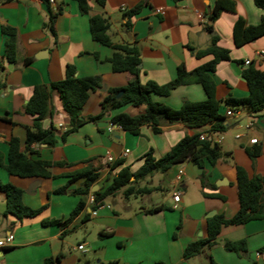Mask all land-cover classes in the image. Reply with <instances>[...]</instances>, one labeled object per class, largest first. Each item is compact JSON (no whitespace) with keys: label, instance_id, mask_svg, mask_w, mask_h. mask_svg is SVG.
<instances>
[{"label":"crops","instance_id":"1","mask_svg":"<svg viewBox=\"0 0 264 264\" xmlns=\"http://www.w3.org/2000/svg\"><path fill=\"white\" fill-rule=\"evenodd\" d=\"M87 1L88 14L81 13L75 0H54L52 6L42 0L0 3V184L20 188L27 207L42 209L36 217L22 221L13 215L5 217L6 196L0 190V239L14 236L12 245L0 250V264H45L50 258L55 264H93L91 254L98 260L95 264H210L211 259L217 264H264V219L223 226L213 247H205L192 259L184 258L188 245L208 237L210 219L222 216L229 220L239 211L237 168L244 169L250 178L264 177V110L255 113L245 107L225 105L229 98L249 96L244 70L254 66L264 72V36L240 48L236 47L234 38L237 20L243 18L248 25H258L264 18V8L257 7L254 0H232L236 4L235 12H222L212 24L213 31H209L208 18L218 0ZM139 6V12L130 20L131 29H126L124 14ZM50 12L55 15V35L48 29ZM96 16L109 21L108 35L114 45L138 47L143 85L149 82L167 85L180 70L191 72L210 62L212 56L199 59L196 53L208 49L214 37L218 38V47L230 51L231 59L221 61L213 74L227 131L203 134L222 139L219 146L228 156L214 165L207 160L201 165L189 161L166 173H156L140 183L142 187L157 190L156 194L144 196L148 205L134 207L129 202L119 203L116 196L108 199L94 215L92 193L103 191L123 168L136 173L150 152L155 159L163 158L185 137L200 131L181 123H163L159 132L152 124H142L138 135L120 129L110 133L107 128L98 127L99 122H110L119 114L137 117L145 113V106L127 104L97 123L85 124L63 140L69 117L59 95L53 92L50 113L43 119L42 127L55 129L56 144L33 145L28 157L64 166L52 167L50 178H20L6 172L3 166L8 163L10 141L18 139L24 150L27 130L34 126V117L27 114L26 105L36 87L49 88L52 83L60 82L69 65L76 68L79 78H97L100 87L90 93L82 113L88 119L101 114L102 103L110 90L130 84V74L113 70L109 61L113 50L93 40L90 20ZM5 28L16 31L15 64L6 58L9 38ZM206 98L202 86L192 84L179 87L166 97L156 95L153 100L178 110L184 101L202 102ZM228 111L236 113L228 117ZM253 139H257V144L250 143ZM247 150H257V158L252 160ZM108 154L114 157L113 162L107 160ZM87 168L96 170L98 178L85 197V209L65 226L44 227V220L69 219L82 199L74 192L86 185L85 178L74 174ZM181 168L184 175L178 182ZM65 187L66 193H56ZM177 190L183 193L180 204L173 199ZM158 192L167 195L160 197ZM157 207L159 211L148 213ZM243 240L247 246L244 254L225 250L227 242ZM79 246H84V250H79Z\"/></svg>","mask_w":264,"mask_h":264},{"label":"trees","instance_id":"2","mask_svg":"<svg viewBox=\"0 0 264 264\" xmlns=\"http://www.w3.org/2000/svg\"><path fill=\"white\" fill-rule=\"evenodd\" d=\"M3 0H0V3ZM49 5V0H42ZM82 14H88L89 5L87 0H75ZM259 8H264V0H254ZM103 4V1H100ZM140 6L124 14L127 20L126 29H131V18L136 15ZM236 4L232 0H218L209 16L207 30L213 31L212 24L216 21L222 12L234 13ZM55 15L50 12V21L48 29L54 34ZM91 35L94 41L100 45L109 47L113 50V56L109 60L115 72H125L132 76L130 84L122 89L110 90L109 95L102 103V112L96 117L84 119L83 109L87 103L90 93L100 87L97 78H79L76 76V68L69 65L66 69L65 78L57 83H52L49 88L38 86L34 94L26 105L27 114L34 117V126L27 130L25 149L22 150L18 139L13 138L9 143L8 163L4 169L11 176L20 178L42 177L50 178L52 167H62L63 163H51L46 161H33L28 157L32 152L33 145H47L53 147L56 144L55 129L44 130L42 127L43 119L50 113V99L53 92H56L61 100L64 111L69 117L65 133L62 139L76 133L81 127L89 122L97 123L113 110L119 109L127 104L135 107L145 106V113L132 117L127 114H119L111 118L110 123L115 127L131 134L138 135L142 124H152L156 131H161L163 123H181L190 129H198L194 136L185 137L172 151L160 159H155L152 152L146 155L143 166L132 173L130 168H123L112 180L109 186L103 191L92 193L94 202L92 211L95 212L105 205L106 201L120 194L126 199L138 196L150 195L155 188L140 186V183L151 178L156 173H166L171 168L192 161L195 164H202L203 160L209 161L214 165L217 161L228 156L222 152L217 144L209 140H201L203 134H223L227 131L225 118L221 115L220 109L222 102L216 97V83L213 74L221 61H229L231 54L229 50L218 47V38L212 39L211 46L203 51H198L196 57L201 59L212 56L213 59L203 66L188 72L182 69L177 74L174 81L167 85L160 86L154 82L143 85L141 77V58L140 51L136 45H114L108 35L110 24L107 19L96 16L90 20ZM4 33L8 36L6 43V58L9 63L17 62L16 31L12 28H5ZM264 36V18L260 24L248 25L246 20L239 18L234 26V38L236 47L244 45ZM243 79L249 88V96L244 99L229 98L225 105L229 108L245 107L251 112H261L264 110V72L250 66L243 72ZM199 84L206 93V100L202 102L184 101L178 110L172 109L166 105L155 102L154 96L166 97L172 91L179 87ZM123 92V95H118ZM252 160H255L259 154L257 150H247ZM1 159V157H0ZM86 179V185L82 189H77L74 194L81 196L78 206L71 212L67 221L62 220H44L42 225L65 226L75 217H77L86 206L85 197L90 194L93 184L98 178V173L92 168H87L78 174ZM72 177V175H69ZM237 186L240 208L237 214L229 220L222 216H217L208 222V237L199 240L187 246L184 251L186 260L199 256L205 247H213L220 235L223 226H240L252 221L264 219V177L250 178L247 172L242 168H237ZM0 190L6 196L7 209L5 217L15 216L22 221L25 218H34L39 215L42 209H32L23 202V191L11 184H0ZM67 188H61L56 191L57 194H64ZM160 207L149 210L148 213L159 211ZM225 250L242 255L247 251L246 241L227 242ZM61 256L58 257L60 259ZM45 264H55V260L50 258ZM116 264V263H110ZM210 264H217L211 259Z\"/></svg>","mask_w":264,"mask_h":264},{"label":"built area","instance_id":"3","mask_svg":"<svg viewBox=\"0 0 264 264\" xmlns=\"http://www.w3.org/2000/svg\"><path fill=\"white\" fill-rule=\"evenodd\" d=\"M54 0H49V4L52 6L54 5ZM161 10H158L157 12H160ZM246 64L248 65L249 62H246ZM235 111H228L227 112V116L228 117H232L235 115ZM60 128H63V125H59ZM108 131L111 133L114 129H120L122 130L120 127H115L113 126L111 123H110V126L107 128ZM201 140H209L211 141L213 144H217L219 145L221 142H222V139H214L213 136L211 137H208L207 135H202L201 137ZM251 144H257V139H253L250 141ZM128 153V151L125 152V155ZM107 160L109 162H113L114 161V157L110 154H108L107 156ZM184 175V169L181 168L179 170V173L177 175V181L180 182L182 180V177ZM182 196H183V193L180 191V190H177L173 193V199H174V202L176 204H180L182 202ZM90 202L91 204H93L94 202V197L92 196L91 199H90ZM94 215L97 214V212H94L93 213ZM13 240H14V236L13 235H10V236H7L6 238L4 239H0V250H4L8 247H10L13 243ZM79 250L83 251L84 250V246H79L78 247Z\"/></svg>","mask_w":264,"mask_h":264},{"label":"rangeland","instance_id":"4","mask_svg":"<svg viewBox=\"0 0 264 264\" xmlns=\"http://www.w3.org/2000/svg\"><path fill=\"white\" fill-rule=\"evenodd\" d=\"M155 192H157V190L153 191V193H155ZM158 195L160 197H166L167 194L161 195V192H158ZM116 199H117L116 201L119 202V203H128L129 202V204H132L134 207L135 206H140V205H143V204L148 205V201H147V199L144 198V196H138V197H132L130 199H126L123 196V194H121L120 196L118 195V197ZM159 199L160 198L156 199V201H158ZM87 251L91 252L89 250H87ZM90 261H91V263L95 264V263H97L98 260H97V258L95 259V256L93 254H91L90 255Z\"/></svg>","mask_w":264,"mask_h":264},{"label":"water","instance_id":"5","mask_svg":"<svg viewBox=\"0 0 264 264\" xmlns=\"http://www.w3.org/2000/svg\"><path fill=\"white\" fill-rule=\"evenodd\" d=\"M141 67V66H140ZM123 95V92H121L119 95H118V97H120V96H122ZM110 126V122H99L98 123V127L99 128H108ZM114 134H117V132L115 131V132H113ZM195 168H197V166L195 167Z\"/></svg>","mask_w":264,"mask_h":264}]
</instances>
